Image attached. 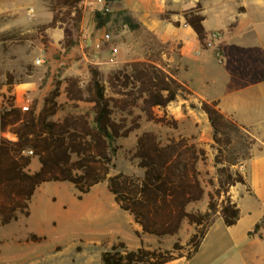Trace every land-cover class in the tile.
<instances>
[{
    "label": "trees",
    "instance_id": "obj_1",
    "mask_svg": "<svg viewBox=\"0 0 264 264\" xmlns=\"http://www.w3.org/2000/svg\"><path fill=\"white\" fill-rule=\"evenodd\" d=\"M82 1L48 0L52 18L48 23L39 25L38 29L61 27L66 45H71L69 26L80 18ZM200 11L198 2L184 11L183 17L185 24L196 33L202 48H208L204 16ZM101 13L94 14L96 21H99ZM169 13L173 11H165L160 16L170 20ZM123 21L131 30L140 27L129 14L123 17ZM173 23L178 25L177 21ZM34 37L29 32L2 33L1 51L5 49L4 39L23 43ZM154 61L155 57H147L125 62L106 74L97 65L88 64L86 82H82L77 75L66 76V98L91 105L86 112L67 113L59 119L52 117L60 108L57 100L60 81H56L43 97L39 109L33 105L22 110L15 105L13 95L3 100L0 107L1 224L16 220L21 214L28 216L29 201L34 192L41 184L50 181L71 183L79 198L94 185L105 181L114 202L121 210L131 214L140 227L134 231L140 243L136 249H127L123 241L115 242L101 252L102 264H164L179 258L189 260L199 250L217 216L226 226L236 224L240 210L228 191L231 186L245 184L246 181L241 171L233 169V163L226 162L224 157L231 143L232 130L239 128L219 111L217 101H199V108L206 114L212 128L216 146V185L208 193L204 210H189L187 207L204 194L197 163L205 160V150L183 136L161 143L154 132L142 131L136 138L133 151L137 166L143 170L142 175L124 172L109 174L115 151L112 141L128 136L139 126L138 116L130 125H126L125 119L116 120L113 117L115 109L130 114L134 107H139L147 120L162 122L164 118L156 116L154 107L165 108L178 95L188 92L173 72L164 70ZM0 74L4 77L1 85H7L9 91L14 84L11 72L1 68ZM6 132L11 136H4ZM33 156L37 157L40 166L31 172L28 166ZM210 183L213 184L211 180ZM184 221L194 226L185 252L184 245L178 240L172 243L170 249L143 245L142 234L173 236ZM263 222L264 213L248 235L263 227Z\"/></svg>",
    "mask_w": 264,
    "mask_h": 264
},
{
    "label": "rangeland",
    "instance_id": "obj_2",
    "mask_svg": "<svg viewBox=\"0 0 264 264\" xmlns=\"http://www.w3.org/2000/svg\"><path fill=\"white\" fill-rule=\"evenodd\" d=\"M41 2L42 10L48 9V0ZM15 4L18 6L19 15L4 13L0 21H7L10 25L18 23L19 27L3 34L29 32L35 37L23 43L4 39L5 49L1 52V68L11 72L14 84L28 78L38 82L39 91L30 97L29 106H36L43 93H48L56 81H60V94L57 98L60 108L53 119H59L67 113L89 110L90 103L70 101L64 92L66 76L77 75L82 82L87 81L88 64L97 65L106 74L125 63L115 60L120 59L122 53L128 60L155 57L154 62L164 70L171 71L178 77L182 74L179 46L166 42L168 26L164 23L154 24L153 29H150L148 21L141 24L137 30L129 29L123 17L130 12L122 6L120 0L111 2L83 0L80 4V18L69 26L72 34V44L69 46L66 45L61 27H57V31H61L62 36L55 41V36L38 29L39 25L33 24V19L27 17V11V15L25 14L29 5L33 4L39 8L40 0H16ZM96 12H102L99 21L94 18ZM37 15H40L39 12H35L34 16ZM12 18L15 19L14 22L7 20ZM133 21L136 19L133 18ZM207 26H211V23L208 22ZM116 45L121 47L120 52L114 49ZM39 57L45 59L41 64H35ZM108 93L111 94L109 91ZM11 95L13 94L10 91L0 93V107L3 100ZM27 97V94H24L20 102H24ZM192 104L195 106L192 107ZM154 113L157 117H163L164 121L147 120L139 107H134L130 114L115 109L113 117L116 120L125 119L126 125H130L138 116L139 126L128 136L118 137L112 141L111 146L115 151L109 174L124 172L134 176L142 175L143 170L137 166V159L133 157L136 138L142 131L154 132L161 143L183 136L205 150V160L197 163L204 194L200 200L187 207L189 210H204L208 193L216 185L214 164L216 146L212 139V128L205 113L199 108V100L188 90L178 95L176 100L165 108L154 107ZM3 135L11 136L9 132ZM261 151L260 142L245 130L234 128L224 158L226 162L233 163V169L243 171L241 165L245 158ZM247 173L256 192L261 193L259 188L263 181L256 175L255 167L249 165ZM78 195V191L69 182L50 181L41 184L29 201L28 216L21 214L7 224L0 223V264H85L88 257L93 261L102 250L109 249L113 242L122 241L118 234L96 236L95 234L103 232L90 231L95 226H102L111 220L120 222L127 231L125 234L130 238L123 241L127 249L139 245V238L134 233L132 216L118 208L105 181L93 186L80 198ZM240 204L241 218L235 225L226 226L217 216L202 240L199 250L191 259L181 258L167 264H264V222L261 229L248 235V231H252L251 224L261 219L264 205L260 202L256 205V200L247 197L241 199ZM247 228L248 231L245 232ZM193 231L194 226L184 221L178 233L173 236L155 237L142 234L141 238L144 246L162 249H170L172 243L178 240L184 245L185 252L188 249L186 242ZM13 250L20 252V256L16 257L18 260L8 257ZM75 251L84 254L76 255ZM70 257L76 258L74 263L70 262ZM89 264H101V260Z\"/></svg>",
    "mask_w": 264,
    "mask_h": 264
},
{
    "label": "crops",
    "instance_id": "obj_3",
    "mask_svg": "<svg viewBox=\"0 0 264 264\" xmlns=\"http://www.w3.org/2000/svg\"><path fill=\"white\" fill-rule=\"evenodd\" d=\"M15 1L0 0V17L4 13L19 15ZM120 2L129 10L132 19H136L134 22L140 25L150 21L148 27L153 29L154 24H166L168 26L166 42L178 44L183 66L181 76L178 77L174 73V77L182 82L199 101H217V108L222 114L262 144V151L247 157L241 165L243 168L241 173L244 175L246 183H237L231 186L228 191L231 200L239 207V221L242 213L241 199L251 198L256 200V205L259 202L264 205V0H120ZM198 2L201 6L200 13L204 16L203 26L207 37L211 33H218V38L214 40V46L221 53L220 61L214 55V48H202L196 33L189 25L185 24L183 12L194 7ZM29 7L33 8V13L28 16L25 8V14L29 19H33V24H46L51 20L52 13L49 9L43 11L42 4L39 8L33 4ZM165 11H173V13L168 14L170 20L161 18V13ZM35 12H39L40 15L34 16ZM152 16L155 18H150ZM7 20L14 22L15 19ZM174 21H177L178 25H175ZM208 22L211 23L209 27L207 26ZM18 27V23L10 25L7 21H0V34ZM45 31L50 36H55V41L62 36L61 31H57V27H49ZM120 48L119 45H116L114 49L120 52ZM1 52L0 42V70ZM123 56L124 54L120 53V59L115 60L120 62L133 61V59L128 60ZM40 58L45 59V57H39L35 60L37 62L35 64H41L38 62ZM1 81L2 75L0 74V93L2 94L8 91V86L1 85ZM38 87V82L35 79L28 78L12 84L9 91L14 96L15 105L19 106L23 95L27 94V99L30 100V97L38 93ZM46 94L44 92L42 99L36 104L37 109L41 107L43 97ZM249 165L255 167L256 175L263 181V184L262 182L260 184L261 193L259 194L248 178L247 169ZM39 166L37 157L33 156L28 166L32 169L29 171H35ZM108 222L102 226H95L90 231L103 232L95 234L96 236L110 233L118 234L122 241L130 238L125 234L127 231L120 222L116 220ZM256 222L258 221L251 224L252 227ZM133 226L134 231L140 229L134 220ZM139 245L130 249H136ZM101 252L98 257L93 258V261L88 257L85 264L98 261V259L101 260ZM74 253L76 255L84 254L81 251ZM17 256H20V252L14 250L8 254L11 259L18 260ZM69 260L74 263L76 258L70 257Z\"/></svg>",
    "mask_w": 264,
    "mask_h": 264
},
{
    "label": "built area",
    "instance_id": "obj_4",
    "mask_svg": "<svg viewBox=\"0 0 264 264\" xmlns=\"http://www.w3.org/2000/svg\"><path fill=\"white\" fill-rule=\"evenodd\" d=\"M33 13V8L32 7H28L27 8V14L30 15ZM218 38V33L217 32H214V33H211L209 35V39L207 40L206 39V46L207 47H212L214 48V55L219 59V61L221 60V53L220 51L214 46V40ZM39 63L43 62V59L40 58L38 60ZM22 110H27L28 107H29V99H26L24 102H22L20 105Z\"/></svg>",
    "mask_w": 264,
    "mask_h": 264
}]
</instances>
